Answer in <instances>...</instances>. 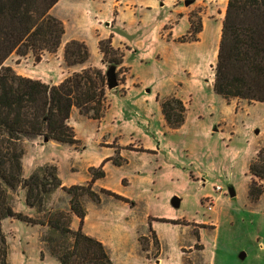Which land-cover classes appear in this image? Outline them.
I'll use <instances>...</instances> for the list:
<instances>
[{
    "label": "rangeland",
    "instance_id": "rangeland-1",
    "mask_svg": "<svg viewBox=\"0 0 264 264\" xmlns=\"http://www.w3.org/2000/svg\"><path fill=\"white\" fill-rule=\"evenodd\" d=\"M228 1L64 0L55 11L66 30L63 41L85 42L89 60L68 67L63 55L53 61L55 73L46 61L55 53L36 58L31 52L25 57L15 53L6 62L17 74L48 81L47 73L59 72L65 79L73 69L107 74L97 40H110L125 53V63L116 69L118 87H106L102 119L73 110L70 123L78 149L43 138L23 141L24 177L42 166H55L66 188L86 186L87 177L92 178L87 167L103 158L105 177L97 184L131 200L116 199L96 186L100 200L86 198L85 221L73 216L71 225L101 241L115 264H152L158 252L167 264H185L180 250L189 238L184 235L185 217L215 224L203 235L204 249L191 253L192 258L199 256L207 264H264V195L257 203L248 199L249 163L264 147V103L227 101L213 89ZM185 14L203 22L198 41L180 42L190 26ZM171 96L187 108L179 129L169 128L161 112L160 102ZM124 146L129 149L123 153L119 148ZM217 185L222 193L215 190ZM209 197L215 200L214 212L207 209ZM69 205V195L59 188L45 209L69 211ZM13 207L44 220L45 213L26 206L22 188L14 193ZM3 231L11 264H58L43 244L45 226L7 219ZM143 237L148 241L141 242Z\"/></svg>",
    "mask_w": 264,
    "mask_h": 264
},
{
    "label": "trees",
    "instance_id": "trees-1",
    "mask_svg": "<svg viewBox=\"0 0 264 264\" xmlns=\"http://www.w3.org/2000/svg\"><path fill=\"white\" fill-rule=\"evenodd\" d=\"M61 0H0V264H11L3 222L15 219L47 228L42 241L58 264H115L98 239L72 228V217L81 223L87 211L85 199L99 201L94 190L97 180L105 177L103 166L91 168L86 185L63 187L54 166H42L28 178L23 175V141L43 138L78 149L80 141L71 126L74 109L92 120L100 121L107 110V76L100 69L75 72L58 85L23 77L6 64L13 54L41 57L56 53L65 28L51 15ZM189 17V31L180 40L195 42L203 30L199 18ZM102 63L116 69L125 53L112 42L99 41ZM90 52L85 42L71 40L65 46L64 61L68 67L86 63ZM213 89L227 101L244 100L264 103V0H229L222 22L221 37L214 68ZM163 119L171 129L185 122L186 104L171 96L160 102ZM251 182L248 199L257 203L264 195V147L249 163ZM25 190L26 206L45 213L44 220L33 219L15 211L14 193ZM62 188L70 197L69 211L45 207L53 192ZM101 193L126 201L111 191ZM155 238V234L153 233ZM146 238H141V242ZM146 249V248H144Z\"/></svg>",
    "mask_w": 264,
    "mask_h": 264
},
{
    "label": "crops",
    "instance_id": "crops-1",
    "mask_svg": "<svg viewBox=\"0 0 264 264\" xmlns=\"http://www.w3.org/2000/svg\"><path fill=\"white\" fill-rule=\"evenodd\" d=\"M63 1L64 0H61L51 10V15L52 16L57 17V16H55V11L58 9L59 5ZM76 1H82V0H76ZM185 15H186L187 18L189 17V15H187V14H185ZM57 18L59 19V17H57ZM65 35H66V30H65ZM70 41L71 40H64L63 43H62V45H61V47L59 48L58 52L55 53V54H53L51 57H49V58L46 59V61L51 64V71H54V73H55V71H57V68H56L57 66H55V64H54L53 61L54 60H60L61 58H63L64 50H65V45L68 42H70ZM97 44H98V40H97ZM98 50H99V48H98ZM99 55H100V57H102L100 51H99ZM124 63H125V57H124ZM74 72H78V70L73 69L72 73H74ZM18 74L21 75V76H23V77L30 78V79L40 80V81H42L44 83H47V84H55V85H58L59 83H61L64 80V79H61V76H59V72H58V74H56L54 76H53V74L51 76V74H48L47 73L46 76H47L48 81L47 80H43V78H34L32 75H30L28 73H25L23 71L22 72H19ZM55 77L58 79L57 81L55 80ZM49 82H51V83H49ZM119 149H121L123 151V153H124L126 149H129V147L128 146H124V147H120ZM138 149H139V147H138ZM152 149H155V148L154 147H151V150ZM142 150H144V149L142 148ZM102 162H103V158L100 159L98 161V163L92 164V165L88 166L87 167V171H86L87 175H89L88 174V170L90 168H97ZM104 163H102L100 166H104ZM90 181H91V178L87 177L86 183H88ZM155 183H156V181H154V184ZM96 186H98L100 188V190H107V191H111V192H113L115 194H118L119 196H122L126 201L131 200V199L128 198V194L119 193V192L117 193V192H115L113 189H111L107 185L97 184V181L95 182L94 187H93L95 190H97V187ZM214 209L211 212H214L215 211ZM185 220H186L185 221L186 223L183 226L186 229V233L184 235L188 236L189 238H188V241L187 242L182 243L180 245V250L183 251V253L187 257V258L185 257L186 260H187V262L185 264H207L206 262L204 263V260L201 257H199V256H197L196 258L195 257L192 258L191 253L196 252V251H201L202 249H200V248H203L204 249V245H202L203 240H204L203 235H205L204 233H205V231L207 229H210V230L215 229V224L212 223L211 221H205L203 219H199L198 217H192V218H189V219L187 217H185ZM160 254H161V252H158L157 255H153V258H155V261L152 264H167V262L165 263L164 260L162 258H160ZM169 260H170V258H169Z\"/></svg>",
    "mask_w": 264,
    "mask_h": 264
},
{
    "label": "water",
    "instance_id": "water-1",
    "mask_svg": "<svg viewBox=\"0 0 264 264\" xmlns=\"http://www.w3.org/2000/svg\"><path fill=\"white\" fill-rule=\"evenodd\" d=\"M106 76H107V86H108L109 90H113V89L117 88L118 87V80H117V75H116V68L115 67L109 68ZM46 141H47V139H46ZM229 194L231 197H234L235 196V190L233 188H230ZM173 204L175 207H179V205H180L179 199H174ZM244 257H245V255L243 256V258Z\"/></svg>",
    "mask_w": 264,
    "mask_h": 264
},
{
    "label": "built area",
    "instance_id": "built-area-1",
    "mask_svg": "<svg viewBox=\"0 0 264 264\" xmlns=\"http://www.w3.org/2000/svg\"><path fill=\"white\" fill-rule=\"evenodd\" d=\"M217 192H220V193H222L223 191H224V189H223V187H221V186H216V189H215ZM215 208V200H214V198H212V197H209L208 198V206H207V209L209 210V211H212L213 209Z\"/></svg>",
    "mask_w": 264,
    "mask_h": 264
}]
</instances>
